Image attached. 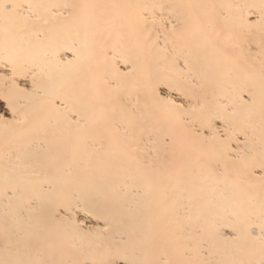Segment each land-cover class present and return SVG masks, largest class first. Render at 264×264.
Returning <instances> with one entry per match:
<instances>
[{
  "label": "bare ground",
  "instance_id": "1",
  "mask_svg": "<svg viewBox=\"0 0 264 264\" xmlns=\"http://www.w3.org/2000/svg\"><path fill=\"white\" fill-rule=\"evenodd\" d=\"M215 251L264 264V0H0V264Z\"/></svg>",
  "mask_w": 264,
  "mask_h": 264
},
{
  "label": "rangeland",
  "instance_id": "2",
  "mask_svg": "<svg viewBox=\"0 0 264 264\" xmlns=\"http://www.w3.org/2000/svg\"><path fill=\"white\" fill-rule=\"evenodd\" d=\"M192 229H194V228H192ZM192 229H190V234H191V235H196V234H195V230H192ZM213 251H214V250H213ZM213 251H212V252H213ZM217 252H218V251H217ZM219 252H220V251H219ZM213 254H214L213 256L216 255L215 257H217V259H215V257H214V259L212 258V259L214 260V262H216L217 264H224V258H223V257H222L221 259H219L220 257L218 258V255H217L218 253L216 254V251H215V253H213ZM221 254H222V253L220 252V253H219V256H220ZM223 254H224V253H223ZM220 260H221V261H220ZM220 262H221V263H220ZM216 263H215V264H216Z\"/></svg>",
  "mask_w": 264,
  "mask_h": 264
}]
</instances>
